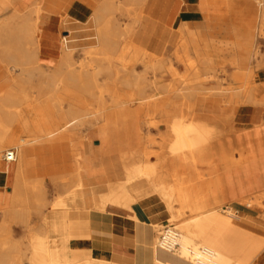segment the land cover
Segmentation results:
<instances>
[{"label":"bare ground","instance_id":"6f19581e","mask_svg":"<svg viewBox=\"0 0 264 264\" xmlns=\"http://www.w3.org/2000/svg\"><path fill=\"white\" fill-rule=\"evenodd\" d=\"M21 1L26 0H0V70L3 69L0 75L4 76L3 79H0V86L2 80H9L11 83L6 90L0 92V153L11 150L7 149L9 147H14L15 161L21 155L15 167L11 165L12 162L6 164L0 162V174L7 175L15 187L10 208L11 215L19 212L15 204L20 201V203L24 202L22 206H25L29 197L34 199L37 210L44 208H41L45 202L43 188L30 184L27 179L34 147L39 146L41 150L50 145L71 142L75 148L73 156L75 170L69 176L73 185L65 190V193L49 206L50 208L48 207L50 212L62 211L69 216V212L72 210L91 209L98 213L108 210L121 213L134 211L135 214L132 215V218L139 221L141 218L136 211L139 199L133 192L132 186L140 182H147L165 207L167 214L165 222L175 225L180 232L179 246L173 251L167 250L160 246V236L165 228V222L154 221L152 223L156 233L152 241V264H247L246 261L239 262L233 258L234 256H230L232 252L229 250L235 246L236 242L228 240V235L241 224L233 207L222 208L225 201L218 196L221 187H219L217 179L208 177V167H215L211 147L212 138L216 135L215 131L209 129L208 124L204 122L186 119L188 114L193 112L196 98L200 95L198 87L203 81L201 72L195 71L193 79H182V75L180 76V72L176 68L169 69L170 67H167L169 72L175 75L179 82L183 84L185 82V85L183 88L181 87L182 89H175L176 93L173 92L174 88L171 89L169 85H164V89L169 94L158 103L146 104V101L152 99V96H148L147 89L154 86V81L151 82V79L149 80L147 77L148 68L153 70L158 66H164L163 63L157 62V59L161 60V56L133 43L131 37L135 30H129L127 43L125 42L124 45L122 43L123 46L120 45V26L118 27L119 23L117 24V20L112 14L114 13L116 16L115 10L125 8L131 3L139 6V16H141L147 0H124L125 5L122 4L123 6L118 3V0H101L99 9L91 16L94 24L98 27L97 39L100 47L91 56L92 62L99 65L98 70L95 71L97 68H94L90 61L87 64L81 63L78 68L73 59L74 48L69 45L66 35L61 50L59 68L54 69L53 72L43 69L39 64L40 51L43 49L41 42L43 28L40 19L34 18V14H39L41 1L36 0L27 4L24 9L22 8L23 10L18 8V3ZM238 1L227 0L230 11L234 18L242 15H245L246 18L248 9L247 12L244 9L241 10L237 6ZM252 1L250 0V3H253ZM249 15L252 17L251 21L240 22L239 19L238 23H235L237 20H233L232 28L235 39L225 44L229 50L236 53L237 58L233 64L239 66L240 70H246L248 76L253 79L256 71L255 62L260 59L258 39L259 37L264 38V27H256L258 23L253 22L257 16L256 11L250 10ZM139 18L138 21L136 20L137 22L140 21ZM136 24L131 23L128 26ZM178 31L181 33L180 36L187 37L183 46L184 50H188L189 45L199 43L200 39L197 37V33H194L185 23L180 25ZM208 47L209 45L206 44L205 48ZM206 51L208 52V50ZM146 59L157 60V63L148 65L142 71L140 68L138 70L136 64L144 62ZM204 63L208 65V60H205ZM2 64L7 68V71ZM48 68L50 70L49 66ZM102 73H107L111 77V81H115V84L124 89V93L118 95L119 87L107 82L105 89L99 88ZM62 83L71 88L70 91L66 90V94L68 92L67 99L70 100V107L67 111H63V107L60 108L61 104L56 101L64 98L50 92V89H58ZM263 92L264 82L260 84L253 81L245 90L229 95L227 102L264 106ZM106 94L113 99L109 102H112L110 105L105 101ZM181 96L195 100L194 103L180 104L183 114L182 112L177 113L179 103L175 100ZM130 99L134 102H131ZM97 103L99 104L98 109L94 107ZM134 103H138L142 107L141 112H137L139 117L146 110L147 113L148 110L150 113L153 112L151 113L153 115L164 112L167 108L168 111L171 110L178 114L171 118H169L170 113H168L169 116L167 115L168 134L163 140V149L149 150L151 148H148L147 145L149 146L148 143L151 142V139H146L141 135L140 148L121 152L119 155L124 176L120 180H110L102 166L86 169L87 167L84 165L86 155L84 150L82 151L80 146L75 143L77 142L75 138L77 131L75 130L91 115L99 121L106 120L102 127H98L96 124L97 127L94 128L104 144L109 140V134L113 133L109 128L112 124L106 115L108 109L110 107L120 109V107L129 104L134 106ZM20 105H24L22 111L18 110ZM216 119L220 120L221 118L216 117ZM139 125L142 130L141 120ZM97 129H101V131L97 132ZM142 132L144 133L143 130ZM222 135L221 137L224 136ZM108 150V147L105 148V155H108ZM200 167L204 172L195 171ZM68 183H70L69 180ZM262 198H264V193L258 194L255 199L253 198L254 200L244 199L241 203L252 206ZM187 212H194L195 215L182 221ZM48 229L49 219L45 216L42 222V233L33 238L30 264H58L56 251L49 239ZM1 242L3 243V241L0 240V264H19L17 257L3 250L6 246ZM67 264L124 263L109 258H98L92 253L84 257L72 256Z\"/></svg>","mask_w":264,"mask_h":264},{"label":"rangeland","instance_id":"374dc122","mask_svg":"<svg viewBox=\"0 0 264 264\" xmlns=\"http://www.w3.org/2000/svg\"><path fill=\"white\" fill-rule=\"evenodd\" d=\"M100 1L101 0H76L71 3V0H42L39 14H34V18L40 19L39 21L41 25H44L49 20L57 21V24H58L57 29L59 30L60 39H61L60 46H59L60 50H62L64 41L66 40V35H67L69 45L74 48L73 59L75 61V64L78 66V68L81 65V63L87 64L89 61L91 64H93L94 68H97L95 69V71H97L99 68L98 64H96L95 62L94 63L92 62V57H91L93 56L95 50L99 49L100 47V43L98 42V39H97L98 27L94 24L93 20L91 19V15L93 13V7L91 3H95L96 6L98 5L97 9H99ZM187 1H188V4H192L193 7H195L197 11L196 15L198 17L197 18L198 22L189 23V25H190V29L194 33H197V37L200 39V41L198 44L189 45L188 50H184L183 46H184L185 41L187 40V37L182 35L176 40L175 43L172 44L171 47H169L168 52L165 54V56L161 57V60L160 59H157L158 61L156 60L158 63H163L164 66H158L157 68L153 70L148 68L149 71L147 73V77H149L148 78L149 80L151 79L150 80L151 82L154 81L153 82L154 86H152L151 88L149 87L147 89V92H148L147 94L148 96H152V99L150 98L149 101H146V104H149L150 102L158 103L162 101L163 98L169 94V92L164 89L165 86L169 85L171 89L174 88L173 89L174 93H176L175 89L183 88V86L185 85V82L184 84L179 82V80H177V77L175 75H172L169 72V69H172L173 67V68H176L180 72V76L182 75L181 76L182 79L183 78L193 79L195 78V75H194L195 71L201 72L203 84L201 83V85L198 87L200 91L199 98L208 99V115L216 114L211 103H213V101L218 99V100H221L222 102L221 105H223L224 108L225 107L229 108L228 110L229 113L232 111L231 112L232 116H234L233 115L234 111L237 110L236 105H241V104L228 103L227 98L229 97V95L234 94L238 91L245 90V88L249 84H251V82L253 81L260 83V84L264 82V70H262L264 69V38L259 37L258 39V49L260 50V59L257 62H255L256 71H255V77L253 79H251L248 76V72L246 70L244 71L240 70L239 66H236L233 64L234 60L237 58L235 55L236 53L234 51H231V49L229 50V48L227 47L225 43L235 39L234 38L235 34L232 31V25L234 24L235 19L237 20V22L235 21V23H238L239 19H240V22H244V21L246 22L248 20L251 21L252 17L249 15L250 10H254L257 13L256 18L253 21L255 24L258 23L256 27H259V28L264 27V24H263L264 23L263 21L264 20V1L260 2V0L259 1L251 0L253 3H250V0H239L237 2V6L241 8V10L244 9V11L248 9V12L246 11L248 13V15L246 13L247 15L246 18H245V15H242L243 17L238 16V18H234L228 6L227 0H187ZM29 3L30 2L27 0L21 1L20 3H18V8L23 10L25 6ZM78 3L85 4L89 7L90 16H89V22L87 25L78 23L74 18H72L69 15L70 7ZM118 3L121 6H123L122 4L125 5L124 0H118ZM125 8L122 7V9L120 10L119 9L115 10L116 16L114 15V13L112 14L115 20H117L116 21L117 24L119 23L118 27L120 26L119 29L121 31V38L119 37V39H120L121 46L126 44L128 41L127 32L129 30L131 31L135 29V25L134 26L132 25L130 27L128 26L130 22L133 24H136L138 23L137 22L138 17H140L139 20H141V17H142V15L139 16L140 9L137 4L130 3L129 5H126ZM208 21H209V25H208ZM122 26L123 28H121ZM122 35L124 36L122 37ZM206 44L209 45L207 49L205 48ZM205 49L208 50V52ZM40 53H41V58H40L39 64L41 65L43 69H46L49 72H53L59 68L61 57L60 58H46L47 56L46 51L42 50L40 51ZM205 60H208V65L207 63H204ZM156 61L155 60L149 61V59H146L144 61L145 63L138 62L136 64V68L138 70L140 68V71H142L146 69L148 65L157 63ZM48 66L50 67V70ZM167 67L168 68L170 67V68L167 69ZM5 70L7 71V68H5ZM1 71H3V69H1L0 72ZM3 78L4 76L0 75V79H3ZM99 82H100L99 88L102 87V89H105L106 82L112 85H116L117 87L120 86V85L115 84L116 83L115 81H111V77L108 76L107 73H102L100 75ZM10 84L11 83L9 80L7 81L2 80V85L0 86V92L2 90H6ZM67 89L69 90L71 88H69V86L65 83H62V85H60L58 89H50L51 93H56V95L59 94L58 96L64 98L61 100L60 99L56 100L59 102V104H61L60 108L63 107L62 109L63 111H67L70 107V100L67 99L68 92L66 94ZM123 93H124V89L119 87L118 95H121ZM105 96H106L105 101L108 103V105L112 104V102L109 103L110 101H113L112 97L110 98L108 94H106ZM175 100L176 102L179 103L177 113L182 112V114L184 112L182 109H180V107H182L180 106V104L194 103L195 101L190 98H185L183 96L178 97ZM130 101L134 102L132 99H130ZM134 104H135L134 107L137 108L138 112H141V108H142L141 105H139L138 103H134ZM94 107L98 109L99 104L98 103L95 104ZM19 108L18 110L22 111L24 109V105H20ZM167 109L164 111L166 113L159 112V113H154L152 115L151 113L153 112L150 113L148 110V113H147V110H146L142 114H140V118H141L140 120L143 124L142 130L144 131L143 133L141 130L142 135L145 136L146 139H149V140L151 139V142L148 143L149 146L147 145L148 148H151L149 150L155 151L156 149V151H158L159 149L160 150L163 149V140L167 136L168 131L163 132L164 130L162 131L161 129L163 127H166V129H168L167 122H166L168 120L167 117L169 116L168 113H170L169 118H171L172 115L176 113L171 110L168 111ZM248 113H252V111L249 110ZM186 119L189 120L188 117ZM96 124L98 127L100 126L99 120H97V118H95L94 116L92 117L91 115L89 116V118L87 117L85 122L80 127H78L77 130H75L77 131L75 138H76V141L78 142V143L77 142L75 143L80 146L82 151L84 150L83 152H85V149L88 147V144L93 143L92 139L94 140L95 145L100 144L98 137L91 138L92 135L96 133V130L94 129L97 127ZM79 137L81 138L78 140ZM152 139H153V142H152ZM7 149H14V147H9ZM33 151L34 152L31 155L32 163L30 164L31 166L29 167L30 172L27 173L28 175L27 179H28V182L30 181V184L38 185L39 187L43 188L45 192V202H44V205L41 207V208L44 207L43 210L42 209L37 210L34 204L35 202L34 199L32 197H29L30 200L29 199H28L29 201L26 200L25 206L23 205L24 207L22 206L24 202H21V203L20 201L17 202L18 205L15 204V207L19 212L15 214L16 216L14 215V213L13 215H11L10 208L12 206V196L15 191L14 184L10 182L8 178L4 186L0 185V240L3 241V243L1 242L2 245L5 244L6 246L3 250L17 257V259H19V264H30L31 263L30 256H32V251H33V238L37 234L42 233L41 229H42L43 218L45 216L49 218L51 214L49 206H51L55 201H57L59 197L63 193H65V190H67L73 185V181L69 176L75 170V163H74V158H73V156L75 155L74 154L75 148L71 142H65L62 148H60V150H57L56 152L42 151V149L40 150L39 146H35ZM5 153H6V150L0 153V162L4 164L7 163V161L5 160V156H4ZM20 156L21 155H19L17 161L11 163L13 167H15L17 162L20 160L21 158ZM106 157L107 156L103 154L100 157V160L97 159L93 163L95 165H98L96 167H101V166L104 167L106 165L109 168L110 175H112V179L114 180L123 179L124 176L122 174V168H121V164L119 160L113 158L111 162L112 166L110 168L108 166V160L106 159ZM84 165L87 167L86 169L93 168L91 161L86 157L84 159ZM202 170L203 169L200 167L199 170L197 169L195 171H202ZM68 180L70 183H68ZM66 186H69V187H66ZM256 202L254 203L255 205L252 203L253 205L250 206L251 207L250 209L255 210L254 213L258 216L256 219H254L253 217H250L249 220L242 219L238 214H237L238 216L237 219L239 220V223L242 224V226L244 227L246 226L245 224H243V222H240V219L244 222L249 223L251 226L256 227V229H261V228L264 229V226H263L264 225V198L260 199L259 202L258 201ZM140 203L144 205H148L147 202H141V200H140ZM156 203L158 204L156 205ZM156 203H155V206L157 207L155 210L160 212V216L161 218H163L162 221L161 220H156V221H161L162 223H164L167 219V214L166 212H164L163 206L159 204L160 202L158 201ZM27 204L29 207L27 206ZM224 204L226 206H231L230 204L227 203V201ZM72 211L69 212V216ZM85 211L92 212V213H98L91 209L85 210ZM194 215H195L194 212L193 213L187 212L183 216L182 221L186 219H190ZM152 221H153L152 223H154V220ZM164 224L165 226L168 225L166 222ZM141 225L144 226L143 224ZM150 228H151V232L149 234L148 232L146 234L141 233L140 242L143 245H140V252L138 256L139 264H151L148 261V258H149V254L152 248L153 237L155 236L156 233L154 232L155 228L153 229L152 226H150ZM246 228L253 230L249 227H246ZM253 231L258 233V231L255 229ZM127 253L133 256L132 252L127 251ZM116 262H119V261H116ZM119 263L134 264V260H130L127 262H119Z\"/></svg>","mask_w":264,"mask_h":264},{"label":"crops","instance_id":"0c3cea01","mask_svg":"<svg viewBox=\"0 0 264 264\" xmlns=\"http://www.w3.org/2000/svg\"><path fill=\"white\" fill-rule=\"evenodd\" d=\"M28 1L32 3L36 0ZM39 1L42 3V0ZM74 1L76 0H71V3ZM91 5L94 13L97 6L95 3H91ZM196 13V8L192 4H188L187 0H147L141 20L137 26L135 25L131 40L147 51L163 57L181 35L178 31L180 25L185 23L190 28L189 23L198 22ZM69 15L78 23L87 25L90 16L89 7L85 4H74L69 9ZM41 26L43 28L42 50L46 51V58H60L61 39L57 21L49 20ZM221 103V100L218 99L211 103L216 114H209L212 117L210 118L208 116V99H200L198 96L194 110L188 118L204 122L208 124L209 129L215 131L216 135L211 141L215 167H208V177L217 179L219 187H221L218 196L225 202L227 201L242 219L249 220L250 217L256 219L258 216L254 213L255 210H251L250 206L242 204L241 201L247 198L255 199L258 194L264 193V106L236 105L237 110L232 116V111L229 113V108L225 107L224 109ZM247 110H251L252 113H248ZM137 112V108L130 104L124 105L120 109L117 107L108 109L106 115L112 124L109 128L113 133L109 134V140L104 144L95 133L91 138L98 137L100 144L95 145L92 139L93 143L88 144L84 152L93 167L98 166L93 162L97 159L100 160V157L106 154L105 148L107 147L109 150L106 159L110 168L113 158L119 160L121 164L119 159L121 152L141 147L142 132ZM192 114L195 116L192 117ZM177 115L173 114L172 117ZM216 117L222 120L216 119ZM99 122V127H102L106 120ZM211 122L215 124L213 125ZM99 131L101 129H97V132ZM162 131L167 132L168 130L163 127ZM63 145H50L42 151L56 152ZM104 168L109 179L116 181L112 179L109 168L106 165ZM7 180V175L0 174L1 186H4ZM146 183L140 182L132 186L133 192L139 199L136 205V211L141 218L139 221L133 220L134 211L121 213L108 210L104 213H92L85 210H73L70 216L62 211L51 212L48 218L49 239L56 251L57 263L67 264L72 256L84 257L94 253L98 258H109L119 262L134 260V264H139L140 245H143L140 242L141 233L148 232L149 234L151 232L152 220H163L160 212L155 210L157 207L155 203L159 201V204L162 205L161 200ZM140 200L147 202L148 205L141 204ZM227 207L223 205L222 208ZM163 209L166 212L164 206ZM240 222H243L246 227L257 230L258 233L242 226V224L237 226L235 231L228 235V240L236 242L235 246L231 248L232 250H229L232 252L230 256H234L233 258L239 262L246 261L247 264H264V229H256L241 219ZM127 251L132 252L133 256L129 255ZM148 261L152 264V248Z\"/></svg>","mask_w":264,"mask_h":264},{"label":"built area","instance_id":"2783aa9c","mask_svg":"<svg viewBox=\"0 0 264 264\" xmlns=\"http://www.w3.org/2000/svg\"><path fill=\"white\" fill-rule=\"evenodd\" d=\"M16 158V152L14 149H11L6 152L5 160L7 162H13ZM180 232L176 229L175 225H166L160 236V246L167 250H175L178 245V239Z\"/></svg>","mask_w":264,"mask_h":264}]
</instances>
